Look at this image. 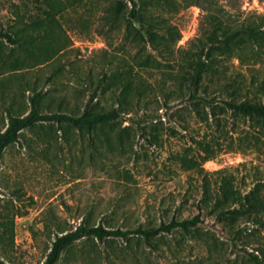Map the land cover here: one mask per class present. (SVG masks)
<instances>
[{"label":"rangeland","instance_id":"374dc122","mask_svg":"<svg viewBox=\"0 0 264 264\" xmlns=\"http://www.w3.org/2000/svg\"><path fill=\"white\" fill-rule=\"evenodd\" d=\"M123 1L0 0V27L16 39L0 36V132L32 101L41 113L128 112L92 137L37 123L5 147L0 264H43L55 236L80 225L198 213L189 235H86L56 264H252L241 248L264 264V124L187 100L201 60L200 94L264 104V0H134L135 17ZM221 207L242 209L217 221ZM248 212L259 224L244 225Z\"/></svg>","mask_w":264,"mask_h":264},{"label":"trees","instance_id":"16d2710c","mask_svg":"<svg viewBox=\"0 0 264 264\" xmlns=\"http://www.w3.org/2000/svg\"><path fill=\"white\" fill-rule=\"evenodd\" d=\"M131 2L130 14L136 16L135 11V1L128 0ZM124 1L118 0L116 5L117 10L121 9ZM0 36L6 38L11 43H16L15 37L5 31L0 27ZM207 64L204 61H197L193 67L191 73L187 76V83L189 87L188 102L194 106L202 105L204 107H210L214 109L215 107L230 111L238 116L248 118L255 121H261L264 124V104L258 102L242 101L237 99H223L208 95H203L199 93V87L201 85L202 76L207 72ZM104 91V88L100 87L96 90L92 98L98 97L100 93ZM32 107L29 112L25 115L15 116L10 111H8V122L4 129L0 132V158L5 147L17 139L18 134L21 130L32 127L37 123H42L45 121H54L58 123H66L74 128H83L87 136L92 137L95 128L110 125L116 122L124 113H128L127 109L121 108H111V109H100L99 111H93L89 114L81 113L76 116L68 115L66 113H41L37 110L34 101H32ZM167 106V105H166ZM167 108H170L167 106ZM179 110L175 111L178 112ZM144 117V114L141 118ZM200 211L203 206L199 207ZM242 208L234 207H221L216 213L217 221H222L226 219H232L237 213H239ZM200 222V213L197 215L186 218L182 220L171 219L167 223H160L156 226H151L148 228L137 227L135 229H110L102 225L97 226H79L73 232L62 233L56 235L52 245L50 247L49 253L43 264H56L58 261L62 249L71 241L84 237L86 235H93L97 238H105L109 236H119L126 237L128 234H138L145 242L151 244V241L161 235L169 234L174 231H181L185 234H191L197 228ZM259 224V218L256 213L248 212L246 214V219L244 221L245 226H255ZM241 227L236 229L234 238L237 239L248 230L247 227ZM244 250L249 260L252 264H263L259 257L252 252H248L245 248Z\"/></svg>","mask_w":264,"mask_h":264}]
</instances>
